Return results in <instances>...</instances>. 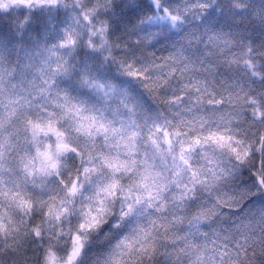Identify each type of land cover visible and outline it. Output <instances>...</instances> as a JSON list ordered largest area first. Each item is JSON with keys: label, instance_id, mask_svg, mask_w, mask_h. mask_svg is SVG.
<instances>
[{"label": "snow or ice", "instance_id": "snow-or-ice-1", "mask_svg": "<svg viewBox=\"0 0 264 264\" xmlns=\"http://www.w3.org/2000/svg\"><path fill=\"white\" fill-rule=\"evenodd\" d=\"M0 264H264V0H0Z\"/></svg>", "mask_w": 264, "mask_h": 264}]
</instances>
